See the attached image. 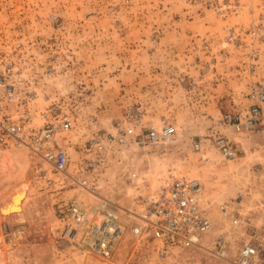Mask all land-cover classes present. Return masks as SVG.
I'll use <instances>...</instances> for the list:
<instances>
[{"label":"rangeland","instance_id":"obj_1","mask_svg":"<svg viewBox=\"0 0 264 264\" xmlns=\"http://www.w3.org/2000/svg\"><path fill=\"white\" fill-rule=\"evenodd\" d=\"M0 76L16 95L9 101L0 88V119L21 120L28 134L56 113L71 118L56 137L68 158L62 172L17 141L0 143V264H232L246 224L258 233L264 263V129L235 132L219 122L245 110L251 84H264V0H0ZM126 112L140 116L133 134L165 120L172 140L137 145L128 137L127 145L97 149L94 138ZM218 135L238 150L235 158L219 154ZM168 169L203 188L212 224L204 246L173 247L156 259L124 231L108 261L58 237L60 204L105 198L123 224V209ZM218 231L229 239L228 259L205 249Z\"/></svg>","mask_w":264,"mask_h":264},{"label":"built area","instance_id":"obj_2","mask_svg":"<svg viewBox=\"0 0 264 264\" xmlns=\"http://www.w3.org/2000/svg\"><path fill=\"white\" fill-rule=\"evenodd\" d=\"M228 37H232L229 32ZM6 70L9 68L6 67ZM0 88L7 100L16 98L13 83L6 82L3 76H0ZM25 97L31 100L33 93L29 92ZM246 99L248 105L244 111L222 113L219 122L230 126L235 132L245 129L250 133H260L264 128V84H251ZM42 116L45 117L46 113H42ZM139 120V113L126 112L113 123L112 132L97 135L93 144L100 149L102 142L127 145L128 137L137 145L167 143L172 140L174 127L165 120H161L158 127L151 125L144 128L142 133L133 134V126ZM70 127V115L56 113L55 120L45 121L42 126L27 134L21 120L11 121L2 116L0 143L17 141L38 153L56 172H62L68 158L56 137L67 132ZM213 144L223 158L233 159L237 156L238 150L226 136L218 135ZM191 147L199 150L200 142L191 140ZM129 176L134 177V173ZM76 181L80 187L88 189L87 179ZM202 192L203 188L196 178L168 169L152 189L142 195L137 193L133 209H123L124 218H127L123 224L120 221V209L105 198H98L88 205L77 200L60 204L58 212L61 231L58 237L71 241L85 254L108 261L113 258L117 240L124 231L131 236L133 248L149 247L156 259H162L173 247H202L212 231L207 207L201 201ZM217 209L225 213L227 203H219ZM238 223V217H230L231 225L236 226ZM245 228L251 230L248 237L241 240L234 258L228 259L229 239L221 231L212 234L205 249L212 256L228 259L232 264H264L257 231L248 224Z\"/></svg>","mask_w":264,"mask_h":264},{"label":"crops","instance_id":"obj_3","mask_svg":"<svg viewBox=\"0 0 264 264\" xmlns=\"http://www.w3.org/2000/svg\"><path fill=\"white\" fill-rule=\"evenodd\" d=\"M244 102H246V105L248 104V100L246 99V101H244ZM264 129V128H263ZM261 133V132H260ZM257 135V134H256ZM259 135V134H258ZM22 196H20V198H21Z\"/></svg>","mask_w":264,"mask_h":264}]
</instances>
